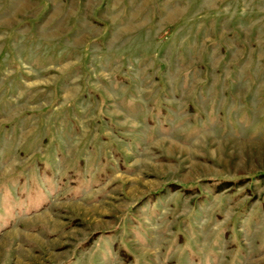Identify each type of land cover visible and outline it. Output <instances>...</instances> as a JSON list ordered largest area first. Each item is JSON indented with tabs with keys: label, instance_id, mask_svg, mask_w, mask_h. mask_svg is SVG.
I'll return each mask as SVG.
<instances>
[{
	"label": "rangeland",
	"instance_id": "1",
	"mask_svg": "<svg viewBox=\"0 0 264 264\" xmlns=\"http://www.w3.org/2000/svg\"><path fill=\"white\" fill-rule=\"evenodd\" d=\"M0 264H264V0H0Z\"/></svg>",
	"mask_w": 264,
	"mask_h": 264
}]
</instances>
